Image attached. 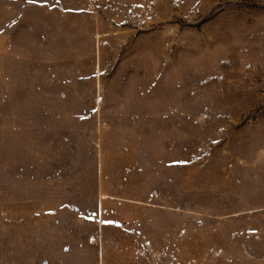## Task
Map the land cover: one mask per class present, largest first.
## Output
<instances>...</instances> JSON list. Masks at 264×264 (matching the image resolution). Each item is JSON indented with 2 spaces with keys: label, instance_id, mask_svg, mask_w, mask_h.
Segmentation results:
<instances>
[{
  "label": "rangeland",
  "instance_id": "rangeland-1",
  "mask_svg": "<svg viewBox=\"0 0 264 264\" xmlns=\"http://www.w3.org/2000/svg\"><path fill=\"white\" fill-rule=\"evenodd\" d=\"M0 264H264V0H0Z\"/></svg>",
  "mask_w": 264,
  "mask_h": 264
},
{
  "label": "snow or ice",
  "instance_id": "snow-or-ice-1",
  "mask_svg": "<svg viewBox=\"0 0 264 264\" xmlns=\"http://www.w3.org/2000/svg\"><path fill=\"white\" fill-rule=\"evenodd\" d=\"M30 2H31V0H30Z\"/></svg>",
  "mask_w": 264,
  "mask_h": 264
}]
</instances>
